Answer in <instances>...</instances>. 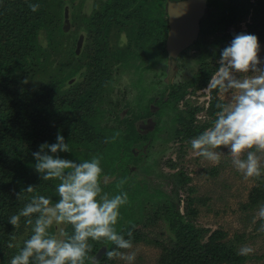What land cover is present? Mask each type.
I'll use <instances>...</instances> for the list:
<instances>
[{
    "label": "trees",
    "instance_id": "obj_1",
    "mask_svg": "<svg viewBox=\"0 0 264 264\" xmlns=\"http://www.w3.org/2000/svg\"><path fill=\"white\" fill-rule=\"evenodd\" d=\"M62 1L68 4L60 10L62 23L57 30L62 46L58 52L67 55L68 64L60 65L56 70L51 66L46 71L49 73L46 80L29 86L23 83L24 77H41L42 73L36 67L43 68L45 64V51L38 55L41 61L35 60L30 54L33 53L31 46L35 43L47 50L54 32L53 24L47 19L49 13L51 15L49 0H0V264H8L18 250L9 248V242L22 246L23 240L31 234V225H26L24 218L18 228L8 223V217L22 208L26 198L33 194L24 192V187L32 184L34 193L50 196L53 203L58 199L54 189L59 181L43 180L31 166L34 163L31 152L38 150L41 142H55L58 130L70 148V152L60 153L61 156L80 160L85 155L89 159L99 157L103 169L101 176L108 178V182L101 185L102 193H127L128 202L120 208L116 230L128 238L127 232L131 228L132 244L144 241L159 246V264H243L248 255L239 254L237 244L226 240L225 231L196 226L191 220L197 214V209L190 206L193 203L191 188H188L185 212L180 210L179 191L190 180L187 174L180 169L158 174L151 163L144 161L148 147L143 150L152 132L159 130L157 122L166 110L173 112L172 118L180 126L178 139L182 145H188L191 138L210 127L219 111L218 106L226 105L218 96V88L209 87L205 107L192 106L186 97L208 85L219 68L215 60L226 45L214 51L212 61L205 57L210 49L203 47L193 51L198 64L195 75L184 83L169 85L158 96H147L148 89L140 85L142 75L138 74L135 81L132 80V85L137 88L134 108L127 103L124 109L102 110L95 104L111 80L112 67L135 65L131 51L129 55L126 52L121 56L113 54L118 61L113 65L109 63V47H113L110 34L117 38L118 31L120 34L123 31L125 35L118 39L120 48L125 38L132 40L141 50L136 57L145 68L163 57L173 62L179 54L172 56L166 45L168 4L178 0H107L101 8L102 13H91L93 17H89L87 28L80 31L82 45L79 51L67 45L62 37L67 31L64 24L69 23V11L71 14L77 11L74 9L76 0ZM230 1L231 5L224 6L218 0H203L204 15L199 22V31L225 32L222 41L245 31L255 33L259 42L264 43V0ZM30 3L39 4L36 12L31 11ZM242 22L244 28L235 33L228 32V27L239 26ZM128 23L129 31L124 28ZM45 41L46 46H42ZM85 47L86 50L89 48L87 53ZM202 108L206 118L201 122L196 114ZM110 119L114 122L111 126L108 125ZM81 146L91 148V151L84 153ZM18 191L21 192L19 199L15 195ZM250 199L248 205L258 202L257 196L251 195ZM148 203L152 211H145ZM160 221L165 223L162 238L154 239L143 230ZM67 231L70 234V225ZM89 243L92 248L88 256L95 257L97 264L111 263L105 251L115 245L104 238L89 239ZM85 264H92V261L86 257Z\"/></svg>",
    "mask_w": 264,
    "mask_h": 264
},
{
    "label": "clouds",
    "instance_id": "obj_2",
    "mask_svg": "<svg viewBox=\"0 0 264 264\" xmlns=\"http://www.w3.org/2000/svg\"><path fill=\"white\" fill-rule=\"evenodd\" d=\"M29 7L36 12L39 4L30 3ZM42 46H46V41ZM260 52L258 36L245 31L234 34L220 50L218 73L209 80L208 87L224 92L237 91L231 95L230 103L218 106L219 111L210 127L189 141L196 155L214 163H219L220 153L226 147L232 156V165L244 178L260 176L262 171L257 155L264 150V57ZM249 72L254 74L242 79L234 75ZM253 148L255 151L245 152ZM67 152H70L69 144L59 130L55 142H41L38 150L31 152L34 161L31 166L35 172L45 181H59L54 189L58 199L53 203L50 196L34 193L32 184L24 187V192L33 194L26 198L22 208L8 217V223L18 228L24 218V223L31 225V234L23 240L22 246L9 242V248L18 250L8 264H85L86 257L97 264L95 257L88 256L92 248L89 239L101 238L115 245L105 251L109 259L119 256L131 264L135 251L119 250L132 249V229L125 238L115 227L121 206L128 202L127 193L102 194L101 185L107 183L108 178L101 176L103 169L99 157L80 160L60 155ZM15 195L21 198L20 191ZM258 215L264 219V205L260 206ZM68 225L71 226L70 234ZM52 228L55 231H50ZM259 230L264 231V223ZM253 251L248 245L238 250L242 255Z\"/></svg>",
    "mask_w": 264,
    "mask_h": 264
},
{
    "label": "rangeland",
    "instance_id": "obj_3",
    "mask_svg": "<svg viewBox=\"0 0 264 264\" xmlns=\"http://www.w3.org/2000/svg\"><path fill=\"white\" fill-rule=\"evenodd\" d=\"M74 1L72 3H74ZM218 1L224 6L232 4L230 0ZM91 2H93V0H76L77 4L74 6V9H77V11L74 14H71L70 11L68 13L69 27L62 37L63 41L66 40L67 45L73 48L77 49L76 41L78 40V37H80V31H84L85 28H87L89 17H93L91 13H102L103 9L101 8L102 6L104 7L108 1L94 0L93 6H91ZM64 4L67 5L68 2L66 4V2L63 3L62 0H49L51 15L49 13L47 19L50 24H53L52 27L54 32L51 41H49V46H47V50H43L34 42L31 46L33 53L30 54L35 60H40L38 55L43 54V51H45L43 57L45 64L43 65L44 69L41 68V66L36 67L38 71L42 73L41 77L34 76L30 78L23 76V83H26L29 86L37 85L41 80H46L47 75H49L46 71L51 66L53 67V70H56L60 65L65 64V66H67L68 64L67 55L59 54L61 50L59 47L62 46L60 44L62 39L57 30L60 23H62L60 19V10ZM128 24H126L124 28L127 27V30L129 31L130 24ZM244 27L245 23L242 22L239 23V26L232 25L228 27L227 30L229 33H235L239 28L241 29ZM122 33L120 34L118 31L117 38L115 37L116 35L114 36L113 34H110L109 36V40L113 43V47H109V63L113 65L115 61H118L113 54L117 53L118 56H121L122 52H126L127 55H129L131 51V59H133L137 68L134 67L135 65L133 67H120V65L112 67L111 80L105 87L103 93L98 96V103L95 104L102 110L111 107H114L115 109H124V105L127 103H130V108L131 106L134 108L133 100L137 95V88L132 85V80L136 79L138 74L139 76L142 75L140 85L145 86L148 89L147 96H158L157 94L164 90L166 91V88L169 87V85L184 83L185 80L194 76L195 72L198 70L197 61L192 55L193 51H197V49L203 47L210 49V52L207 53L205 57L209 61H212L214 51L223 45H227L232 39V36H229L226 41H222L221 36L225 32L215 31L212 33H204L200 30L196 37V39L198 38V43L192 44L190 47L181 51L173 62H170L163 57V59L157 60L151 67L145 68L144 64L141 63V59H137L136 57L137 54H141V50L135 47L132 40L125 38L122 42V48H120V42L118 39L120 36L125 35V33ZM260 44V55L264 57V43ZM139 48L141 47L139 46ZM88 50H86L85 47V53H87ZM140 57L144 58V56ZM218 60L219 58H216V64H219ZM262 63H264V61H262ZM218 69L211 78H214L217 75ZM253 74L254 73L251 72L234 73L235 77L238 79H242L245 75ZM189 90H191V87L188 88V92ZM236 91V89H231L228 92H224L223 90L218 89L217 93L219 98L224 100L227 105L230 103L231 95ZM190 95L189 97H186L188 98L187 100L189 104L192 106L203 105L205 107L209 96V87L206 85L204 88H199L194 94L190 93ZM185 100L186 99H184V101ZM179 106L182 107L180 103ZM164 114L165 115H163L157 122L159 130L152 132L150 141L144 146L143 150H146L148 147V155L146 154L144 161L146 160L151 163L153 169L158 174H165L164 172L170 173L177 169L185 172L190 180L185 186L181 187L179 191L182 199L180 202V210L185 212L184 206L186 205L188 188H191L190 197L192 198L193 203L190 206L197 209L195 218H191L194 224L196 226L206 227L209 230L219 228L225 231L227 233L226 240H230L232 243L237 244L238 250L245 245L251 246L254 251L247 254L248 259L243 264H264V231L259 230L261 223H264V219H261L258 215L260 206L264 205V150L257 152V155L260 156V167L262 169L261 175L244 178L232 165V156L227 152L226 147L223 148L220 153L221 159L219 163H214L196 155L191 148L190 143L188 145L183 143L184 145H182V142H179L178 135L180 133V126H178L177 122L172 118L174 115L173 112L166 110L164 111ZM196 115L198 121L202 122V120L206 118L204 108L197 112ZM106 116H109L107 111ZM113 124L114 122L110 119L108 125L111 126ZM81 149L84 153L91 151V148L84 146H81ZM71 150L76 151L73 147H71ZM248 150L255 151L253 148L246 149L245 152ZM217 151H219V149H217ZM241 156L244 158V153H242ZM87 158L88 156L85 155L84 159ZM69 159H74V157H70ZM251 195L258 197V202L254 205H248L251 201ZM150 205V203L147 204L145 211L147 209L152 211ZM143 230H147L146 232H148L149 236L154 239L162 238L161 233L165 231V223L160 221L149 227V229L144 227ZM132 245V249L120 250L124 253L135 251L136 256L131 264L160 263L159 257L161 256V253L159 246L144 241ZM99 255L100 253H98L97 256ZM110 260L111 263L109 264H129L128 261L119 256Z\"/></svg>",
    "mask_w": 264,
    "mask_h": 264
},
{
    "label": "water",
    "instance_id": "obj_4",
    "mask_svg": "<svg viewBox=\"0 0 264 264\" xmlns=\"http://www.w3.org/2000/svg\"><path fill=\"white\" fill-rule=\"evenodd\" d=\"M203 0H178L168 4L167 49L177 56L196 40L199 22L204 15ZM67 16V10H65ZM69 24L66 22L65 29ZM82 44V36L77 40V51Z\"/></svg>",
    "mask_w": 264,
    "mask_h": 264
}]
</instances>
